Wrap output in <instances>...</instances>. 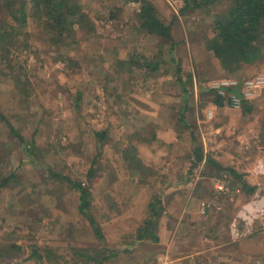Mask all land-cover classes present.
<instances>
[{"label": "rangeland", "instance_id": "374dc122", "mask_svg": "<svg viewBox=\"0 0 264 264\" xmlns=\"http://www.w3.org/2000/svg\"><path fill=\"white\" fill-rule=\"evenodd\" d=\"M25 1L27 23L0 56V180L11 178L0 189V242L26 249L0 264L70 263L72 249L118 253L105 264H264V183L236 191L205 162L247 183L245 171L264 170V89L249 114L209 94L221 79L264 76V36L262 59L228 76L204 41L230 0L185 13L182 0H145L171 41L142 29L139 2L75 0L86 16L63 47ZM75 184L90 192L98 237ZM157 199V241H137ZM30 246L58 259L29 260Z\"/></svg>", "mask_w": 264, "mask_h": 264}, {"label": "trees", "instance_id": "16d2710c", "mask_svg": "<svg viewBox=\"0 0 264 264\" xmlns=\"http://www.w3.org/2000/svg\"><path fill=\"white\" fill-rule=\"evenodd\" d=\"M141 4V12L139 14L140 26L150 36L158 39L171 41V27L162 22L155 10V7L145 0H131ZM183 5L181 13L191 10H210L213 4L218 0H182ZM31 15L39 25L43 26L52 39L60 47L67 45V38L74 32L73 19L85 18L84 12L80 11L77 1L75 0H28ZM25 0H0V56L7 52V43L14 40L17 34L22 32L23 27L28 20ZM209 12V11H207ZM80 20V21H81ZM18 32V33H17ZM264 36V0H230L229 7L223 12L213 15V30L210 37L205 38V50L213 56L219 64L222 71L230 76L239 68L254 65L263 57V48L261 39ZM172 63L179 72V60L172 58ZM147 67H151L149 64ZM224 93L237 94L235 89L225 90ZM211 103L222 108L226 106V97H222L217 91L211 90ZM252 106L250 102L242 101L241 111L244 114L251 113ZM0 120L3 117L0 115ZM11 131L12 128H10ZM96 138L103 142L104 132L96 133ZM100 138V139H99ZM196 160H202V153L196 149ZM214 170H226L229 178L234 179L230 182L234 189L240 190L247 194L253 193L254 186L249 185L243 175L237 173L231 168L222 169L212 159H205ZM224 172V171H221ZM57 179L62 178L55 176ZM66 180V179H64ZM63 180V181H64ZM11 178L0 180V189H4ZM235 182L238 188L234 187ZM74 188L79 191L78 211L85 217L95 234L99 235V227L90 215V192L82 188L80 184H75ZM232 188V187H231ZM149 215L137 229V241L151 240L156 242L157 238L153 236V230L156 229V222L162 216L161 201L155 200L149 203ZM26 249V248H25ZM25 249L14 243L0 242V262L3 259H11L17 254L24 255ZM30 255L27 259H36L44 262L46 259H58L52 257V253L48 248H38L30 246ZM71 262L64 264H105L118 253L114 251L103 250L93 254L87 249H72ZM64 260V258H62Z\"/></svg>", "mask_w": 264, "mask_h": 264}, {"label": "built area", "instance_id": "2783aa9c", "mask_svg": "<svg viewBox=\"0 0 264 264\" xmlns=\"http://www.w3.org/2000/svg\"><path fill=\"white\" fill-rule=\"evenodd\" d=\"M180 1V0H171ZM211 90L217 91L222 97H226V106L233 110H240L242 101L251 102L256 99L264 89V76H255L243 81L233 78L221 79L210 84ZM235 89L237 94L224 93L225 90ZM222 189L221 186H217Z\"/></svg>", "mask_w": 264, "mask_h": 264}, {"label": "crops", "instance_id": "0c3cea01", "mask_svg": "<svg viewBox=\"0 0 264 264\" xmlns=\"http://www.w3.org/2000/svg\"><path fill=\"white\" fill-rule=\"evenodd\" d=\"M234 79V78H233ZM264 167V166H263ZM262 167V168H263ZM253 170H247L245 171L247 173L246 176L249 175V184L252 185V186H257L261 183H264L263 182V176H264V170H254L255 172H252ZM238 173V172H237ZM244 173V172H242ZM240 174V173H239ZM217 187V185L215 184V188ZM236 191H239V190H236ZM242 192V191H241Z\"/></svg>", "mask_w": 264, "mask_h": 264}]
</instances>
